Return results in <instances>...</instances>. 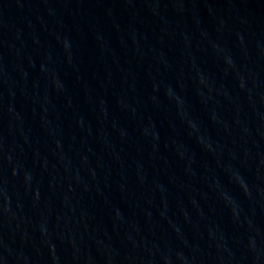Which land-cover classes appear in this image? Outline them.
<instances>
[{"label":"water","instance_id":"water-1","mask_svg":"<svg viewBox=\"0 0 264 264\" xmlns=\"http://www.w3.org/2000/svg\"><path fill=\"white\" fill-rule=\"evenodd\" d=\"M0 264H264V0H0Z\"/></svg>","mask_w":264,"mask_h":264}]
</instances>
